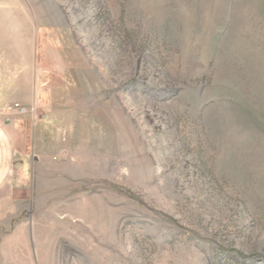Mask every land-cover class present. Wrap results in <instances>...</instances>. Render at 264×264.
Wrapping results in <instances>:
<instances>
[{
	"label": "rangeland",
	"instance_id": "374dc122",
	"mask_svg": "<svg viewBox=\"0 0 264 264\" xmlns=\"http://www.w3.org/2000/svg\"><path fill=\"white\" fill-rule=\"evenodd\" d=\"M0 90V264H264V0H0Z\"/></svg>",
	"mask_w": 264,
	"mask_h": 264
},
{
	"label": "crops",
	"instance_id": "0c3cea01",
	"mask_svg": "<svg viewBox=\"0 0 264 264\" xmlns=\"http://www.w3.org/2000/svg\"><path fill=\"white\" fill-rule=\"evenodd\" d=\"M18 83L17 86H20ZM17 86L10 88L9 90L13 93L17 91ZM4 91V90H3ZM2 92V90H0ZM13 97L0 98V107L8 102L13 101ZM29 100L23 101V105H28ZM15 143L10 127L4 124L3 120L0 119V190L4 189L10 179V176L15 166Z\"/></svg>",
	"mask_w": 264,
	"mask_h": 264
},
{
	"label": "built area",
	"instance_id": "2783aa9c",
	"mask_svg": "<svg viewBox=\"0 0 264 264\" xmlns=\"http://www.w3.org/2000/svg\"><path fill=\"white\" fill-rule=\"evenodd\" d=\"M13 108L20 114H25L28 112V108L19 103H15Z\"/></svg>",
	"mask_w": 264,
	"mask_h": 264
}]
</instances>
